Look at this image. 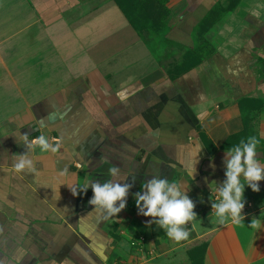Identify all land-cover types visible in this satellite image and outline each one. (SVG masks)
<instances>
[{"label":"crops","instance_id":"crops-1","mask_svg":"<svg viewBox=\"0 0 264 264\" xmlns=\"http://www.w3.org/2000/svg\"><path fill=\"white\" fill-rule=\"evenodd\" d=\"M222 1L167 0L166 30L148 36L172 50L160 60V41L142 38L115 0H0V264H188L189 244L205 235L203 264H264V229L247 228L264 219V180L258 192L245 186V226L220 225L211 209L212 184L225 179L222 144L245 119L264 152V0H240L207 32L208 58L166 73ZM20 134L60 148L31 152ZM25 153L34 175L12 167ZM112 165L131 187L125 209L105 218L90 187L75 197L70 188L112 179ZM152 175L194 202L188 239L138 214L134 194Z\"/></svg>","mask_w":264,"mask_h":264},{"label":"clouds","instance_id":"clouds-1","mask_svg":"<svg viewBox=\"0 0 264 264\" xmlns=\"http://www.w3.org/2000/svg\"><path fill=\"white\" fill-rule=\"evenodd\" d=\"M21 136L22 143L31 152L34 146L43 153L51 154L57 153L60 148L59 143H50L45 135H39L31 140L27 134ZM260 144V139L252 135L225 150L223 160L225 179L219 185L215 181L212 184V192L216 199L211 201V209L214 210L213 215L218 224L224 225L230 222L234 226H245L243 223L245 186L253 192H258L260 190L258 182L264 180V165L261 164V159L257 158V153L261 152L258 150ZM16 156L18 159L12 164L16 172L36 174L35 164L29 158V154ZM194 165V170L188 174L195 171ZM67 171L68 169L65 168L61 174L66 175ZM108 175L112 179L102 183L89 179L86 184L74 186L70 190L75 197L90 187L92 197L89 204L92 209L102 213L105 218H112L125 209L131 184L124 182L127 178L122 176L121 169L117 165L108 168ZM151 177L142 182L141 191L134 194L138 214L154 218L147 224L158 226L170 239L176 242L188 239L190 231L187 225L198 219L193 210L194 202L186 195L180 183L158 175ZM58 198L59 196L55 197ZM247 228L254 232L264 229V219L252 218Z\"/></svg>","mask_w":264,"mask_h":264},{"label":"trees","instance_id":"trees-1","mask_svg":"<svg viewBox=\"0 0 264 264\" xmlns=\"http://www.w3.org/2000/svg\"><path fill=\"white\" fill-rule=\"evenodd\" d=\"M127 17L129 23L142 38H149L152 33L160 35L166 30V18L168 9L165 6L167 0H115ZM240 0H223L213 6L208 13L196 24L192 33L191 46H187L179 59L174 60L166 68L167 75L174 79L184 74L193 66L208 58L213 49L207 41V32L221 18L232 11ZM247 119L241 131L230 135L222 144L223 148L239 143L246 139ZM208 141V139H207ZM264 217V214H263ZM208 235L195 239L187 248L188 264H203L204 252L207 246Z\"/></svg>","mask_w":264,"mask_h":264},{"label":"rangeland","instance_id":"rangeland-1","mask_svg":"<svg viewBox=\"0 0 264 264\" xmlns=\"http://www.w3.org/2000/svg\"><path fill=\"white\" fill-rule=\"evenodd\" d=\"M117 36H119V42L121 43V42H123L125 39H126V37H122L121 35H117ZM156 39H158L159 41H160V52L158 51V57H159V59L160 60H162V59H167V52L169 53V54H171L172 53V50L171 49H169V50H167L166 48L168 47V46H166V44H167V42H166V40L164 39V38H160L159 36H158V38H155L154 40L153 39H151L150 37L149 38H147V40H149V42L151 43V44H156V45H153V46H155V48L156 49H159L158 47H157V44H158V42L156 41ZM169 40V39H168ZM162 46H164V47H162ZM116 47V46H115ZM162 47V48H161ZM117 48V47H116ZM115 49V48H114ZM166 53V54H165ZM111 57H113L114 56V58H116L115 59V61L116 62H114V60H113V62L114 63H116V65L115 66H119V64L121 65V64H123L124 63V61H122V60H124V56H120L119 57V55L117 56V55H114L113 53L110 55ZM127 58H128V56H127ZM125 60H127V59H125Z\"/></svg>","mask_w":264,"mask_h":264},{"label":"built area","instance_id":"built-area-1","mask_svg":"<svg viewBox=\"0 0 264 264\" xmlns=\"http://www.w3.org/2000/svg\"><path fill=\"white\" fill-rule=\"evenodd\" d=\"M141 240H142V238H141Z\"/></svg>","mask_w":264,"mask_h":264}]
</instances>
